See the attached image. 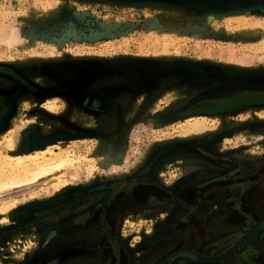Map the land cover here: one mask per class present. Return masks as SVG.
Here are the masks:
<instances>
[{"label":"rangeland","instance_id":"obj_1","mask_svg":"<svg viewBox=\"0 0 264 264\" xmlns=\"http://www.w3.org/2000/svg\"><path fill=\"white\" fill-rule=\"evenodd\" d=\"M240 3L0 0V27L16 21L23 43L9 49L0 44V88L11 90L14 73L28 84L0 123L2 145L13 121L31 118L13 135L14 150L6 156L52 144L78 160L70 169L0 195V208L16 204L7 224L0 225V264H39L45 259L57 264L62 250L79 243L95 247L93 261L79 256L63 264L103 261L97 225L81 233L89 237L67 240L75 232L65 223L112 193L114 186L105 185L126 180L133 182L129 188H143L140 199L153 194V203H159L132 200L119 211L113 231L129 255L151 259L157 228L169 226L160 240L167 247L180 241L185 228L195 234H221L219 240L226 241L252 221L256 223L239 238L255 230L242 243L264 250V103L246 101L215 115L181 118L204 102L213 101V106L243 96L253 100L252 95L264 99V0ZM144 72H150L154 86L142 80ZM169 91L180 98L166 102ZM89 96L102 100L107 109L77 105ZM53 100V113L41 108ZM200 118H205V131L194 135L189 129ZM34 135L47 140L35 148L28 141ZM2 166L0 161V171ZM170 194L182 205L169 202ZM184 198L189 205L182 203ZM249 211L254 219L246 222L243 214ZM233 213L238 218L231 224ZM220 223L225 225L217 231ZM28 236L35 246L11 256L7 246L14 243L12 238L25 242ZM260 257L264 263L263 251Z\"/></svg>","mask_w":264,"mask_h":264},{"label":"flooded vegetation","instance_id":"obj_2","mask_svg":"<svg viewBox=\"0 0 264 264\" xmlns=\"http://www.w3.org/2000/svg\"><path fill=\"white\" fill-rule=\"evenodd\" d=\"M3 69L0 70V76H2ZM150 72H144L141 74L142 80L149 79L150 84L154 86L153 82L151 81V76L149 74ZM17 73H14L10 75V78H12L13 87L9 92H6L2 88H0V123L3 121V119L6 117L7 112L12 109V105L15 98L19 96L18 92H20L25 86H27L26 80L19 79L16 76ZM20 74V73H18ZM21 75V74H20ZM59 84L62 88H66L65 84L63 85V81L59 79ZM25 83L24 85H21ZM62 83V84H61ZM72 86V84H70ZM135 86L144 88L142 86H138L137 82L135 81ZM74 87V84L73 86ZM68 88V90L73 88ZM26 88V87H25ZM145 89H148L147 87ZM67 90V91H68ZM92 95V94H91ZM252 97H255L253 100H247L246 97H238L236 100L232 101H218L215 102V105L212 106L210 104L213 101L204 102L199 105H197L192 110H188L186 114L181 115V118L184 116H190L191 114H198V115H215L219 112H224L225 110L232 108L233 106H236L237 104L246 102V101H257L264 103V99L261 100L260 98H257L256 95H252ZM87 103L88 106L95 108L96 110H100L102 107L106 110L107 104H104L102 100L96 98L94 96L91 98L89 96L88 98L84 100H78L77 105H85ZM205 104V105H203ZM206 106V107H204ZM58 133V132H57ZM29 143H32V137H29L28 139ZM34 144V143H33ZM217 160L220 159V156H216ZM138 182H140V179H137ZM143 180L145 184H149L151 182L150 180ZM131 180H126L124 182L120 183H113V184H107L104 186V188H112L114 186V190L112 193H106V195L97 201L93 207H90L91 203L88 204V207H83L79 212L74 214L71 217H67L68 220L66 221V226L70 229H73L75 232V236L67 238V240H74L79 239L83 240L87 235H81V233H84L83 231L95 229L96 225L98 227V230L100 231V235L102 236V245L100 248L99 254L103 257V261H100L98 264H264L261 260V252L264 250L259 249L258 245H248L243 244L244 241H249L251 239L250 237L253 235L254 232H256L254 229L257 226H254V231H251L249 235L247 234V237L239 238L241 234L246 233L253 225L255 221L249 222V218L254 219L252 216V212H247L246 215L243 214V217L245 218L246 222H249L250 227H248L244 231H239V235L235 236L234 233H232V237L228 238V240L220 241V235H217L214 233V236L211 235L210 232H206V235L196 231V234L191 231L189 228H185L184 232H180L179 242H174L172 244H168V246H165V242H160L161 238H164L165 231H169L170 228L167 226L162 231L157 228L155 232H158L159 238L155 237L156 240H154L155 243L151 244L152 247V255L151 259H148L150 255L146 256H140L139 258L137 256H131L129 255L124 245L125 243L121 242V238L116 236V234L113 231V227H115L117 223L118 213L122 209V207L130 202L134 203L132 200H136L138 203H145L149 206H156V204L159 203H153L157 201V198L154 197L153 194H148L144 199L141 198V192L143 188L135 186L134 188H129V185H131L133 182H130ZM141 184V183H138ZM190 188V187H189ZM107 190V189H106ZM111 191V190H110ZM97 192V191H95ZM99 192V191H98ZM104 193V191H103ZM95 194V193H94ZM170 198L169 202H174L175 204H181L179 200L176 199L178 197L177 195H169ZM184 200L182 203L184 205H189L188 203H185V198L181 199ZM130 203V204H132ZM151 204V205H150ZM154 204V205H153ZM182 205V204H181ZM188 209L189 214H192L193 211H191L190 208L186 207ZM236 213H233V221L231 224L235 222L234 219L238 218V216H235ZM219 222H222L220 220ZM256 223V222H255ZM227 224V223H226ZM229 224V223H228ZM245 224V223H244ZM225 225V223H220L218 225L217 231ZM240 224H238L239 226ZM157 226V225H156ZM237 226V224H236ZM77 227V228H76ZM80 229V230H79ZM88 231H86L88 233ZM238 230H236L237 233ZM208 233V234H207ZM156 234V233H155ZM162 235V236H161ZM196 235V238H195ZM216 235V236H215ZM89 237V236H87ZM216 238L215 240H211V238ZM194 238V239H193ZM197 239V240H196ZM194 240V241H193ZM212 242H208V241ZM90 241V240H89ZM92 241V240H91ZM199 243H198V242ZM218 242V243H217ZM249 244L252 242H248ZM88 246L86 249L83 246ZM79 243L77 244V248L70 249L71 247H68L67 249L62 250L61 255H57L56 262L57 264H63L65 259H70L71 257H79L84 256L87 259H90L93 261V258L91 255L96 254L95 247H90V243ZM244 245V246H243ZM78 246H82V248H78ZM211 246V247H210ZM128 247H131L128 244ZM219 249H221L219 251ZM242 249V253L239 254L240 250ZM160 255V251H163ZM126 252V253H125ZM48 253V252H46ZM52 258H50L51 260ZM48 259L43 260L39 264H48ZM89 264H95L94 262H91Z\"/></svg>","mask_w":264,"mask_h":264},{"label":"bare ground","instance_id":"obj_3","mask_svg":"<svg viewBox=\"0 0 264 264\" xmlns=\"http://www.w3.org/2000/svg\"><path fill=\"white\" fill-rule=\"evenodd\" d=\"M238 4H241L240 0H238ZM40 5L42 6L41 3H39V6ZM41 13L46 14L44 3L43 6L41 7ZM15 22L16 21H12L6 26L0 27V44L4 46V48L6 49H9L11 46L16 47L23 45L21 35L17 29L16 26L17 24H15ZM179 98H180L179 94H176V96H174L171 94V91L165 93L164 95V99L166 102H172L173 100L176 101V99ZM55 100L42 104L41 108L49 113H53L55 110V103H54ZM261 117L264 118V111L263 113H261ZM30 119L25 121L24 120H19L16 122L13 121L10 130L6 132L7 136L9 137L6 141H4L5 145L3 146L2 145L3 142L0 141V151H3L4 152L3 155H5L4 158L0 157V161L3 162L2 170L0 171V195H3L11 191L13 193V190L26 187L33 182H34L33 184H35L40 179L46 178L54 173H61L64 171V169H68V168L70 169V167L77 165L78 160L75 159L73 155L70 154V152L64 151L58 145H52V144H47L45 145L46 146L45 149L35 150L33 153L22 154L19 156H10V157L6 156L8 155V153L14 150V143L12 138L13 135L16 134L19 130L26 128L30 124ZM200 119L201 121L199 123H194L190 127L189 129L190 133L195 135L196 133L205 131L204 130L205 129L204 125L206 122L205 118H200ZM186 121L189 122L190 120H186ZM46 140L47 139H41L35 135L32 137V143L36 145L35 148H39V145L42 144V142H45ZM54 146L56 147L54 148ZM62 178L61 177L57 178L59 184L62 183L61 181ZM91 199L92 197L90 198V200ZM15 206L16 204H13L7 209L0 208V225L7 224L8 214L10 213V210H12L11 208H14ZM12 239L14 243L7 246V251L11 253V256H15L17 254L18 251L16 250L22 251L28 246L34 245V242H32V239L29 236L27 237L25 242L21 241L19 238L16 237H13ZM154 240L156 239L153 238L152 241ZM13 244L16 249L12 246ZM2 257L3 255L1 252L0 259Z\"/></svg>","mask_w":264,"mask_h":264}]
</instances>
